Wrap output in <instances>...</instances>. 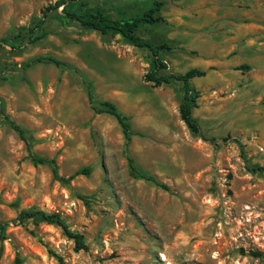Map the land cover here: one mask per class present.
<instances>
[{"label":"rangeland","instance_id":"obj_1","mask_svg":"<svg viewBox=\"0 0 264 264\" xmlns=\"http://www.w3.org/2000/svg\"><path fill=\"white\" fill-rule=\"evenodd\" d=\"M54 1L0 0V108L56 174L32 164L0 115V264H264V0H158L162 21L138 29L164 46L160 75L204 69L191 84L201 138L179 120V82L142 80L147 50L84 29L60 8L33 29ZM149 6L78 0L70 10L128 20ZM221 34L229 42L219 51ZM242 37L260 49L238 52ZM37 56L62 64L25 67ZM104 101L127 118V143L112 116L91 109ZM127 158L166 190L136 177ZM37 211L57 214L83 248L22 216Z\"/></svg>","mask_w":264,"mask_h":264},{"label":"trees","instance_id":"obj_2","mask_svg":"<svg viewBox=\"0 0 264 264\" xmlns=\"http://www.w3.org/2000/svg\"><path fill=\"white\" fill-rule=\"evenodd\" d=\"M78 0H55L52 4H49L42 13V17L39 18L33 26V29H40L43 23V18L50 11H56L60 8V13L64 16V18L75 21L80 27L84 29H88L91 31H95L100 35H106L109 33H114L118 35L125 43L131 45L135 48H143L147 50L150 57V70L146 71L142 74L141 78L146 83H151L154 87H159L161 85H167L171 81H177L181 85V98L179 104L177 106V112L179 120L184 124L186 129L194 136L200 137L199 128L195 121V119L191 116V109L196 106L195 100L198 98L197 91L191 86L190 80L195 77H202L204 73L198 69L192 68L185 71L182 74H163L160 75L159 71L166 70V63L159 58L160 51L164 48L163 45H156L152 41L141 37L138 34V29L141 25H153L162 21V18L157 15L161 2L158 0H150V6L145 8L140 14L133 16L128 20H119L113 19L106 15H104L100 10L94 9L92 11H87L84 13H79L70 10L71 6L74 5ZM33 30L29 35H32ZM43 34H41L42 36ZM41 36H34L29 39L30 42H34L39 39ZM47 62L51 63L54 66L58 67L62 63L55 58L49 56H37L30 59L25 67L34 65L36 63ZM86 96L88 103H91V92L89 90V84H86ZM100 108L96 109L92 107L91 109L94 113H105L112 116L116 123L118 124L121 133L126 141H129L130 132H129V124L127 122V118L122 116L115 108V106L109 102H100ZM0 115H2L5 119L8 120V124L13 132L18 136V138L25 144L28 156L33 165H43L47 164L51 167V172L53 175L55 174V169L53 166V160L45 159L42 157H36L29 152L28 144L26 143V139L24 136V131L19 126L14 124L12 120H9L7 116L3 115V111L0 108ZM129 169L136 177L151 181L155 186L166 190L163 184H159L155 182L152 178L148 176H144L140 171L136 170V168L132 165V161L130 158H127ZM89 168H83L81 170H77L73 172L66 178L59 177L58 179L61 181H67L73 179L78 175H88ZM24 218H37L39 221L54 224L58 226L62 233L69 239L74 242V249L80 250L83 248L81 242V236L78 234H73L69 232L66 226L59 219L57 214H45L42 212H31V213H22ZM14 264H20L19 260L15 258Z\"/></svg>","mask_w":264,"mask_h":264},{"label":"crops","instance_id":"obj_3","mask_svg":"<svg viewBox=\"0 0 264 264\" xmlns=\"http://www.w3.org/2000/svg\"><path fill=\"white\" fill-rule=\"evenodd\" d=\"M223 11V10H222ZM221 11V12H222ZM222 14V13H221ZM223 15V14H222ZM221 23V22H220ZM223 25H224V27L228 30V31H230L231 29H233V28H231V26L230 25H228V24H224L223 23ZM237 29H239V28H237ZM239 30H241V29H239ZM220 36H222L223 38V43H220V44H218L219 43V41H218V38L220 37ZM219 37L217 36V40H214L215 42H218L217 43V47L219 48V51H222L223 49H226L227 48V46H225V48L222 46L223 44H224V42H225V44L224 45H226V44H228V38H226V36L225 35H223V34H221ZM260 40L258 39V40H251V39H247V40H244V38L242 37V38H239V41H238V43H237V45H236V49H238L237 51L238 52H241V50H247V49H249L250 47V45H248V46H246V44H248V43H258L257 45L259 46V49H260V47H261V42H259ZM192 68H195V69H198V70H200V71H202L203 73H204V69H202V68H199V66L198 65H191V68L190 69H192ZM189 70V69H188ZM187 71V70H186ZM204 76V75H203ZM202 76V77H203ZM195 78H198V77H195ZM193 79V78H192ZM192 79L190 80V84H193V81H192ZM192 86V85H191ZM193 87V86H192ZM191 114H192V109H191Z\"/></svg>","mask_w":264,"mask_h":264}]
</instances>
